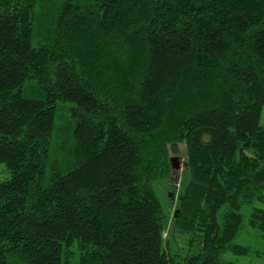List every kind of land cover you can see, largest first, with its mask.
I'll list each match as a JSON object with an SVG mask.
<instances>
[{"label": "trees", "instance_id": "1", "mask_svg": "<svg viewBox=\"0 0 264 264\" xmlns=\"http://www.w3.org/2000/svg\"><path fill=\"white\" fill-rule=\"evenodd\" d=\"M263 110L264 0H0V264H240Z\"/></svg>", "mask_w": 264, "mask_h": 264}, {"label": "rangeland", "instance_id": "2", "mask_svg": "<svg viewBox=\"0 0 264 264\" xmlns=\"http://www.w3.org/2000/svg\"><path fill=\"white\" fill-rule=\"evenodd\" d=\"M81 4H86L90 0H77ZM262 123L264 124V110L262 116ZM173 156H178L181 159V166L177 168V181L183 174V168L185 167V154H173ZM11 177V172L4 163L0 164V180H7ZM178 183V182H177ZM178 185V184H177ZM161 199L165 206L166 211H169V208L174 206V203L171 202L168 192L164 190L161 191ZM256 206L264 207V202L257 201ZM249 210L245 209V213H248ZM259 230L257 228L246 227L242 230L240 235L237 237V242L241 244L250 245L253 249L251 253L238 254L233 251H227L223 254L222 260L223 263L228 261H236L240 264H264V238L260 237ZM258 250L260 254H256L255 251Z\"/></svg>", "mask_w": 264, "mask_h": 264}, {"label": "water", "instance_id": "3", "mask_svg": "<svg viewBox=\"0 0 264 264\" xmlns=\"http://www.w3.org/2000/svg\"><path fill=\"white\" fill-rule=\"evenodd\" d=\"M173 168L177 169L181 166V159L178 156H172L171 158Z\"/></svg>", "mask_w": 264, "mask_h": 264}]
</instances>
